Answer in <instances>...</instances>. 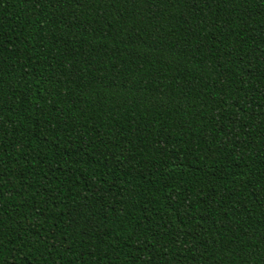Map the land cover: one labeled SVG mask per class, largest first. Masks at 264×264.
Instances as JSON below:
<instances>
[{"label":"trees","instance_id":"16d2710c","mask_svg":"<svg viewBox=\"0 0 264 264\" xmlns=\"http://www.w3.org/2000/svg\"><path fill=\"white\" fill-rule=\"evenodd\" d=\"M0 264H264V0H0Z\"/></svg>","mask_w":264,"mask_h":264}]
</instances>
